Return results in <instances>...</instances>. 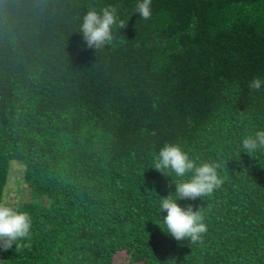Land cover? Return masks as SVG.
Masks as SVG:
<instances>
[{
	"label": "trees",
	"instance_id": "trees-1",
	"mask_svg": "<svg viewBox=\"0 0 264 264\" xmlns=\"http://www.w3.org/2000/svg\"><path fill=\"white\" fill-rule=\"evenodd\" d=\"M135 3L0 0V204L32 221L2 264H264V152L241 147L264 129V85L248 87L264 79V0H152L147 20ZM107 5L123 23L88 47L80 20ZM165 142L222 165L218 189L178 201L207 223L196 243L162 229Z\"/></svg>",
	"mask_w": 264,
	"mask_h": 264
},
{
	"label": "clouds",
	"instance_id": "clouds-1",
	"mask_svg": "<svg viewBox=\"0 0 264 264\" xmlns=\"http://www.w3.org/2000/svg\"><path fill=\"white\" fill-rule=\"evenodd\" d=\"M152 0H136L134 10L139 17L147 20L152 15ZM122 21L116 18V9L111 5L89 8L79 23V32L85 45L100 48L113 40V29ZM264 79L253 77L248 82L250 89L259 90ZM243 152L251 155L257 151L264 152V129L241 138ZM221 163L217 160L196 161L184 148L175 142H165L158 150L154 168L170 176L175 185L172 195L161 196L158 211L165 213L162 217V229L176 240L196 243L207 231V223L201 213L192 204L182 206L179 200H196L211 194L222 184L218 174ZM173 174L175 179L173 178ZM30 215L18 207L0 204V251L7 250L13 244L25 238L31 227ZM2 264V261H0Z\"/></svg>",
	"mask_w": 264,
	"mask_h": 264
},
{
	"label": "rangeland",
	"instance_id": "rangeland-1",
	"mask_svg": "<svg viewBox=\"0 0 264 264\" xmlns=\"http://www.w3.org/2000/svg\"><path fill=\"white\" fill-rule=\"evenodd\" d=\"M14 161L15 160L11 161L12 165L9 172L8 185H6V192L9 198L20 200L29 196V190L26 189L25 183L20 181L23 173V166Z\"/></svg>",
	"mask_w": 264,
	"mask_h": 264
}]
</instances>
